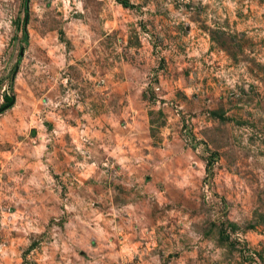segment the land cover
<instances>
[{
    "label": "rangeland",
    "instance_id": "1",
    "mask_svg": "<svg viewBox=\"0 0 264 264\" xmlns=\"http://www.w3.org/2000/svg\"><path fill=\"white\" fill-rule=\"evenodd\" d=\"M0 109V264H264V0H0Z\"/></svg>",
    "mask_w": 264,
    "mask_h": 264
},
{
    "label": "trees",
    "instance_id": "2",
    "mask_svg": "<svg viewBox=\"0 0 264 264\" xmlns=\"http://www.w3.org/2000/svg\"><path fill=\"white\" fill-rule=\"evenodd\" d=\"M123 5V4H122ZM23 37H24V39H25V37H26V33H25V31H24V33H23ZM4 100H5V102H6V106L4 107V108H2V109H7V108H10L11 106H12V104H11V102H12V100H13V97L12 96H5L4 97ZM2 109H0V110H2Z\"/></svg>",
    "mask_w": 264,
    "mask_h": 264
},
{
    "label": "water",
    "instance_id": "3",
    "mask_svg": "<svg viewBox=\"0 0 264 264\" xmlns=\"http://www.w3.org/2000/svg\"><path fill=\"white\" fill-rule=\"evenodd\" d=\"M13 101H14V99L12 100L11 104H13ZM0 112H1V110H0Z\"/></svg>",
    "mask_w": 264,
    "mask_h": 264
}]
</instances>
